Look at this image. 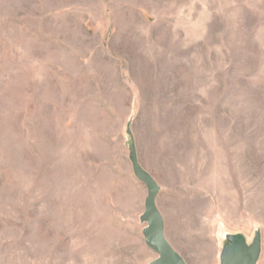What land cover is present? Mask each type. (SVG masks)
Instances as JSON below:
<instances>
[{
    "label": "rangeland",
    "instance_id": "obj_1",
    "mask_svg": "<svg viewBox=\"0 0 264 264\" xmlns=\"http://www.w3.org/2000/svg\"><path fill=\"white\" fill-rule=\"evenodd\" d=\"M133 145L187 264H264V0H0V264L155 261Z\"/></svg>",
    "mask_w": 264,
    "mask_h": 264
},
{
    "label": "water",
    "instance_id": "obj_2",
    "mask_svg": "<svg viewBox=\"0 0 264 264\" xmlns=\"http://www.w3.org/2000/svg\"><path fill=\"white\" fill-rule=\"evenodd\" d=\"M130 160L134 176L147 190L144 212L140 220L145 224L143 230L145 245L158 256L151 264H187L166 237L164 217L157 205L160 185L140 163L134 145ZM261 253L260 234H256L252 243H249L241 234L233 235L230 236L228 245L221 253V264H258Z\"/></svg>",
    "mask_w": 264,
    "mask_h": 264
}]
</instances>
